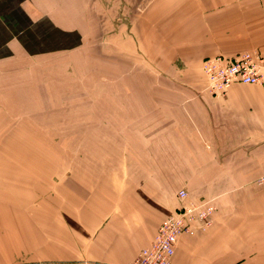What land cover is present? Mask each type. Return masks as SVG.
Returning <instances> with one entry per match:
<instances>
[{
    "label": "crops",
    "instance_id": "0c3cea01",
    "mask_svg": "<svg viewBox=\"0 0 264 264\" xmlns=\"http://www.w3.org/2000/svg\"><path fill=\"white\" fill-rule=\"evenodd\" d=\"M96 40L114 41L118 57H163L169 70L264 58V0H0V57ZM116 85L110 135L132 139L114 172H67L61 188L58 171L13 173L0 155V264H129L180 189L209 201L213 222L179 236L170 264H264V88L212 96L204 77Z\"/></svg>",
    "mask_w": 264,
    "mask_h": 264
},
{
    "label": "rangeland",
    "instance_id": "374dc122",
    "mask_svg": "<svg viewBox=\"0 0 264 264\" xmlns=\"http://www.w3.org/2000/svg\"><path fill=\"white\" fill-rule=\"evenodd\" d=\"M114 53V41L96 40L47 56L0 57V155H11L13 173L58 171L61 188L67 172L108 175L132 139L110 135L121 91L116 84L203 79L197 65L169 70L163 57Z\"/></svg>",
    "mask_w": 264,
    "mask_h": 264
},
{
    "label": "built area",
    "instance_id": "2783aa9c",
    "mask_svg": "<svg viewBox=\"0 0 264 264\" xmlns=\"http://www.w3.org/2000/svg\"><path fill=\"white\" fill-rule=\"evenodd\" d=\"M206 83V92L212 96H223L233 84L264 88V58L244 52L227 60L221 57L206 59L200 67ZM264 182V177L258 184ZM180 206L169 214L158 227L146 248L139 251L129 264H170L179 236L192 235L211 227L214 208L209 201H188L187 192H176Z\"/></svg>",
    "mask_w": 264,
    "mask_h": 264
}]
</instances>
